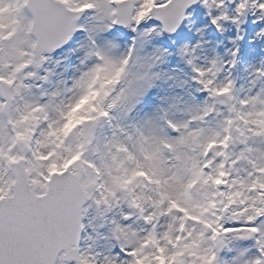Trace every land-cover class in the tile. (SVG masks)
Wrapping results in <instances>:
<instances>
[{
	"label": "snow or ice",
	"instance_id": "snow-or-ice-1",
	"mask_svg": "<svg viewBox=\"0 0 264 264\" xmlns=\"http://www.w3.org/2000/svg\"><path fill=\"white\" fill-rule=\"evenodd\" d=\"M197 4L217 31L239 30L249 10L264 16V0H0V264H264V65L240 95L230 73L219 78L239 47L205 67L199 45L185 46L205 102L183 120L163 111L125 124L160 55L142 60L134 40L114 56L100 36L176 33ZM77 33L82 67L49 91L50 54ZM92 207L123 256L81 249Z\"/></svg>",
	"mask_w": 264,
	"mask_h": 264
},
{
	"label": "rangeland",
	"instance_id": "rangeland-1",
	"mask_svg": "<svg viewBox=\"0 0 264 264\" xmlns=\"http://www.w3.org/2000/svg\"><path fill=\"white\" fill-rule=\"evenodd\" d=\"M197 37V39H196V42H197V44L202 40V36L201 35H197L196 36ZM199 48V46L197 47V49ZM167 70V68L164 70V72ZM175 78H176V81L177 82H182L183 80H182V77H176L175 76ZM167 80H166V75H165V73H164V75H163V77H162V80H161V86H160V90H159V93L158 94H160V93H162V91L164 92V87H166L167 86ZM176 82H174V84H175ZM169 96V95H168ZM168 96H166V95H163V97H161V98H158V103H160V104H165V101H167V98H168ZM187 103H189V101H186ZM180 110V102H178V103H176L175 105H173L172 106V108H171V112L173 113V114H176L178 111ZM108 230H110V227L108 228ZM100 247V249L104 252V254L103 255H115V253L113 252V250H112V248H111V246L109 245V243H105V244H103V245H100L99 246ZM102 258V257H101Z\"/></svg>",
	"mask_w": 264,
	"mask_h": 264
},
{
	"label": "clouds",
	"instance_id": "clouds-1",
	"mask_svg": "<svg viewBox=\"0 0 264 264\" xmlns=\"http://www.w3.org/2000/svg\"><path fill=\"white\" fill-rule=\"evenodd\" d=\"M254 70H255V68L252 70V73H251L252 79L255 78V76H254ZM99 259H100V264H103V258H99Z\"/></svg>",
	"mask_w": 264,
	"mask_h": 264
}]
</instances>
